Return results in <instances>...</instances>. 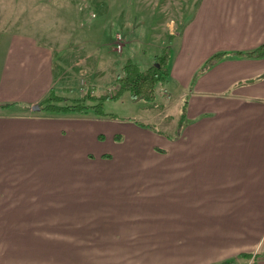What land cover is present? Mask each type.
Masks as SVG:
<instances>
[{"label":"crops","instance_id":"crops-1","mask_svg":"<svg viewBox=\"0 0 264 264\" xmlns=\"http://www.w3.org/2000/svg\"><path fill=\"white\" fill-rule=\"evenodd\" d=\"M36 1L0 0V264H264V0L196 2L166 84L186 120L166 135L32 109L76 97L16 24ZM103 139L126 143L120 165Z\"/></svg>","mask_w":264,"mask_h":264},{"label":"rangeland","instance_id":"rangeland-1","mask_svg":"<svg viewBox=\"0 0 264 264\" xmlns=\"http://www.w3.org/2000/svg\"><path fill=\"white\" fill-rule=\"evenodd\" d=\"M197 1L37 0L24 13L13 15L18 17L16 24L27 23L36 34H44V40L57 52L60 70H66L57 81L68 86L73 95H80L88 87L98 95L110 91L125 60L130 59L144 69L152 65L154 55L167 46L168 37L191 17ZM172 42L167 52L168 66ZM181 106V102L169 97L166 86L157 87L152 101L132 99L125 91L117 99L104 101L102 111L106 117L101 119L118 127L129 121L145 122L166 135L186 120ZM101 141L103 151L115 150L117 154L111 164L120 165L126 143Z\"/></svg>","mask_w":264,"mask_h":264},{"label":"trees","instance_id":"trees-1","mask_svg":"<svg viewBox=\"0 0 264 264\" xmlns=\"http://www.w3.org/2000/svg\"><path fill=\"white\" fill-rule=\"evenodd\" d=\"M173 34L168 37L167 46L154 55V63L147 68H142L134 61L127 59L121 67L120 73L115 77L110 91L95 95L92 88L88 87L83 93L76 97L58 95L54 90L49 91L43 100L40 101V110L51 115H78L106 117L102 111L104 101L117 99L123 92H128L132 99L152 101L155 97L157 87H164L168 82V48L172 42ZM258 50H251L242 54L254 56ZM223 53H216L209 57L203 65V69L218 60ZM261 55V53H259ZM141 127H150L147 124L136 122ZM120 136L116 139L120 140ZM108 157L109 155H104ZM243 255V254H241ZM255 258L252 264L255 263ZM217 264H232L231 260H225Z\"/></svg>","mask_w":264,"mask_h":264},{"label":"water","instance_id":"water-1","mask_svg":"<svg viewBox=\"0 0 264 264\" xmlns=\"http://www.w3.org/2000/svg\"><path fill=\"white\" fill-rule=\"evenodd\" d=\"M33 110H39L40 109V106L39 105H35L32 107Z\"/></svg>","mask_w":264,"mask_h":264},{"label":"built area","instance_id":"built-area-1","mask_svg":"<svg viewBox=\"0 0 264 264\" xmlns=\"http://www.w3.org/2000/svg\"><path fill=\"white\" fill-rule=\"evenodd\" d=\"M82 90H83V87L80 88V91H82Z\"/></svg>","mask_w":264,"mask_h":264}]
</instances>
